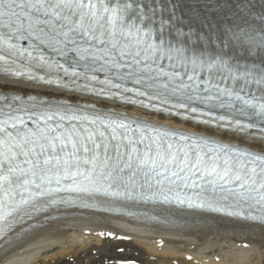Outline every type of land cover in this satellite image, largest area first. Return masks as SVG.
<instances>
[{
    "label": "snow or ice",
    "instance_id": "snow-or-ice-1",
    "mask_svg": "<svg viewBox=\"0 0 264 264\" xmlns=\"http://www.w3.org/2000/svg\"><path fill=\"white\" fill-rule=\"evenodd\" d=\"M148 203L264 225V0H0V242Z\"/></svg>",
    "mask_w": 264,
    "mask_h": 264
},
{
    "label": "bare ground",
    "instance_id": "bare-ground-1",
    "mask_svg": "<svg viewBox=\"0 0 264 264\" xmlns=\"http://www.w3.org/2000/svg\"><path fill=\"white\" fill-rule=\"evenodd\" d=\"M128 112H138V115L159 122L195 130L172 118L148 115L145 111H140V114L138 109ZM216 136L261 151V142L256 143L250 137L244 143L222 134ZM203 218L213 222L194 220L184 225L161 226L85 211L84 215L62 217L32 233L22 244L0 255V264H91L101 250L107 249L113 255H118L119 249H123L125 258L139 264H220L217 259L218 262H210L215 258L223 259V264H264L263 226L211 216ZM100 232H112L125 238L104 240L97 235ZM15 233H20V230ZM169 234L175 236L171 238ZM130 237L143 240L147 249L137 245L135 240H127ZM53 248L55 251L50 252ZM196 260L200 262L195 263Z\"/></svg>",
    "mask_w": 264,
    "mask_h": 264
},
{
    "label": "rangeland",
    "instance_id": "rangeland-1",
    "mask_svg": "<svg viewBox=\"0 0 264 264\" xmlns=\"http://www.w3.org/2000/svg\"><path fill=\"white\" fill-rule=\"evenodd\" d=\"M252 141H253V140H252ZM254 142L257 143V141H254ZM170 235H171V234H169L168 236L171 237V238H172L173 236H175L174 234L171 235V236H170ZM166 236H167V234H166ZM179 237H182V236H179ZM127 240H129V241L135 240L134 242H136L137 245H139L140 247H142V248L145 249V250L147 249V247H146L145 245H143V240L141 241V239H138V238L131 239V237H130V238H127ZM138 242H139V243H138ZM141 244H142V245H141ZM54 251H55L54 248L50 250V252H54ZM55 257H57V256H55ZM215 260H216V259L211 260L210 262H213V261H214V262H218V261H219L220 264H223V263H224V262H223V259H220L221 261H220L218 258H217L218 261H217V260L215 261ZM197 261H198V260H197ZM199 262H200V261H198V262H196V263H199Z\"/></svg>",
    "mask_w": 264,
    "mask_h": 264
}]
</instances>
